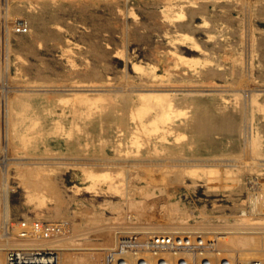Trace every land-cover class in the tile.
<instances>
[{
    "label": "rangeland",
    "instance_id": "374dc122",
    "mask_svg": "<svg viewBox=\"0 0 264 264\" xmlns=\"http://www.w3.org/2000/svg\"><path fill=\"white\" fill-rule=\"evenodd\" d=\"M263 108L264 0H0V264L185 229L264 262Z\"/></svg>",
    "mask_w": 264,
    "mask_h": 264
},
{
    "label": "built area",
    "instance_id": "2783aa9c",
    "mask_svg": "<svg viewBox=\"0 0 264 264\" xmlns=\"http://www.w3.org/2000/svg\"><path fill=\"white\" fill-rule=\"evenodd\" d=\"M145 234L136 230L119 233L113 246L106 250L107 264H264L256 257L232 260L226 253L230 250L218 247L220 243L215 237L204 231L185 229ZM25 253L20 257L9 254L7 264H60L56 252L29 250L28 257Z\"/></svg>",
    "mask_w": 264,
    "mask_h": 264
},
{
    "label": "bare ground",
    "instance_id": "6f19581e",
    "mask_svg": "<svg viewBox=\"0 0 264 264\" xmlns=\"http://www.w3.org/2000/svg\"><path fill=\"white\" fill-rule=\"evenodd\" d=\"M254 100H255V99H254ZM254 103H255V102H254ZM188 107H189V106H188ZM261 110L264 111V108L261 109ZM198 111H199V110H198ZM187 112H189V111H187ZM189 115H190V114H189ZM201 115H202V114H199V116L196 117V120L199 119V118L201 117ZM251 116H252V115H251ZM192 118H193V116H192ZM192 118H190V119L192 120ZM189 131L191 132V130H189ZM263 179H264V178H263ZM255 197H256V196H254V198H255ZM257 197H258V196H257ZM261 198H262V196H261ZM251 199H252V197H251ZM258 199H259V198H258ZM252 202H253V201H252ZM261 202H262V200H261ZM253 203H256L255 200H254ZM253 203H252V204H253ZM258 204H259V203H258ZM263 204H264V203H262V205H263ZM256 205H257V204H254L253 206L257 207ZM259 206H260V204L258 205V207H259ZM255 207H254V208H255ZM251 208H253V207H251ZM261 208H262V206H261ZM255 209H257V208H255ZM257 210H258V209H257ZM6 222H7V220H6ZM57 227H60V226H57ZM57 229H58V228H57ZM37 232H38V231H37ZM29 250H30V249H29ZM29 250H28V251H29ZM18 255H19V254H18ZM253 257H254V256H253ZM83 261L85 262V260H83ZM82 264H87V262H86V263H82Z\"/></svg>",
    "mask_w": 264,
    "mask_h": 264
}]
</instances>
